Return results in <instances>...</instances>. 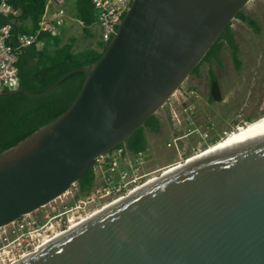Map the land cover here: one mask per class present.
Instances as JSON below:
<instances>
[{"label":"water","instance_id":"95a60500","mask_svg":"<svg viewBox=\"0 0 264 264\" xmlns=\"http://www.w3.org/2000/svg\"><path fill=\"white\" fill-rule=\"evenodd\" d=\"M249 1L132 0L100 60L27 93L86 74L63 114L0 153V228L60 198L141 128ZM211 97L222 100L217 81ZM191 157L13 264H264V131Z\"/></svg>","mask_w":264,"mask_h":264},{"label":"rangeland","instance_id":"374dc122","mask_svg":"<svg viewBox=\"0 0 264 264\" xmlns=\"http://www.w3.org/2000/svg\"><path fill=\"white\" fill-rule=\"evenodd\" d=\"M74 1L64 0L63 6L67 17L61 39L65 41L67 37L75 36L78 39L75 48L81 50L95 44L99 30L97 27L93 29L95 35L93 39L83 38L82 25L74 16ZM246 11L258 21L260 30L255 31L238 19L233 20L232 28L239 48L241 69L238 71L235 68L231 51L225 47L219 71L203 63L198 73L190 75L156 113L161 129L157 133L147 130L149 145L147 151L140 157L138 174L140 177L146 174L145 177L155 170L159 172L146 181L159 177L164 171L180 164L186 158L200 154L208 147L212 148L227 136L237 133L240 128L264 119V0H250L246 5ZM211 70L219 77L222 94L220 102L210 100ZM248 117H252L253 120L249 122ZM213 137H217L218 140L209 141ZM205 141H208L209 146L205 145ZM125 158L116 172L127 173L128 180L132 178L133 163H136L134 160L138 157L127 153ZM95 173L93 193L76 199L77 186H71L60 198L20 218L19 225L14 223L0 228V264H13L17 259L15 257L26 248L30 249L37 239L40 242L48 236L53 237L55 232L65 230L70 218L83 214L93 205H101L104 200L102 196L107 193L104 189L111 186L112 180L107 158L98 159ZM116 193L118 192L111 195ZM94 194L98 197L97 201L84 206V202ZM82 216L83 221L92 218L84 214ZM22 223L24 227L21 228ZM31 223H34L33 228ZM28 232L30 236H27ZM49 240L52 239L41 245ZM39 242L37 241L38 244Z\"/></svg>","mask_w":264,"mask_h":264},{"label":"trees","instance_id":"16d2710c","mask_svg":"<svg viewBox=\"0 0 264 264\" xmlns=\"http://www.w3.org/2000/svg\"><path fill=\"white\" fill-rule=\"evenodd\" d=\"M10 4L17 11V15L11 16L9 20L4 22H11L12 24V38L8 43L15 46V38L18 34L33 33L38 30L46 0H10ZM74 5V16L82 25L83 38L93 39L95 37L93 29L97 23V13L94 6L90 0H75ZM235 19L240 20L255 31L260 30L258 21L247 14L246 7L238 12ZM232 23L233 21L227 25L194 71H198L205 62L212 64L213 61H218L221 64L225 47L231 51L235 68L238 71L241 69L242 63L239 58V48L235 41ZM63 34V29L55 37L42 33L37 43L18 50V90L20 91L14 93L3 91L0 93V153L13 148L63 114L80 93L86 80V74L82 71H76L41 96H31L27 93H42L69 71L81 67H92L94 63L100 60L109 44V42L104 44L98 34L93 46L76 50L78 39L75 36H69L65 41H62ZM210 100L213 101L211 97ZM252 120V117H248L249 122ZM160 129V121L157 115H152L141 128L124 143L117 146L115 150L122 149L123 154L129 153L137 156L148 149L147 130L157 133ZM217 140L216 138L213 142ZM95 183L94 167L76 183L78 189L76 199L89 194Z\"/></svg>","mask_w":264,"mask_h":264},{"label":"built area","instance_id":"2783aa9c","mask_svg":"<svg viewBox=\"0 0 264 264\" xmlns=\"http://www.w3.org/2000/svg\"><path fill=\"white\" fill-rule=\"evenodd\" d=\"M90 1L97 13V23L95 28L97 27L99 30L100 40L106 44L111 41L113 35L116 33L117 28L129 9L132 0ZM63 3L64 0H46L38 30L33 33L18 34L15 38L16 45L12 46L8 43L12 38V24L11 22L5 23L4 21L9 20L11 16L17 15V11L10 4V0H0V93L3 91L16 90L19 87V68L17 66V52L19 49L37 43L38 38L42 33L49 34L53 37L58 36L61 33V30L65 26L67 17ZM207 143L208 142H206L205 145L209 146ZM168 146H171V144H168ZM142 154L143 153H139L136 156L138 159L134 160L136 163H133V175L132 178L128 180H126L127 173L116 172L120 163L126 160V154H123L122 149H116L101 157L107 158L112 178L110 181L111 186L104 189L107 193L102 196L103 199L115 192H122L125 189L134 186L137 181L144 178V175L146 174H142L143 177H140L138 174L140 172L139 165H141L140 157ZM96 199H98V197L95 194L93 197L90 196L88 200L84 202V206L89 203H94L97 201ZM94 206L96 205H93L92 207ZM19 219L14 223L19 225ZM31 226L33 228L34 223H31ZM22 227H24L23 223L21 224V228ZM29 234L30 232H28L27 236H30Z\"/></svg>","mask_w":264,"mask_h":264},{"label":"bare ground","instance_id":"6f19581e","mask_svg":"<svg viewBox=\"0 0 264 264\" xmlns=\"http://www.w3.org/2000/svg\"><path fill=\"white\" fill-rule=\"evenodd\" d=\"M263 131H264V119L260 120L257 123H254L252 125H249L245 128H240L237 133H232L231 135L227 136L222 142H219L218 144L214 145L212 148H209L207 151L191 157L187 163L196 161L197 159H200L204 156H208V155H211L214 153H218L219 151L221 152V151H225V150H228L231 148L238 147L241 144L245 143L246 141L250 140L251 138L255 137L256 135L260 134ZM182 166H183L182 164L175 165V166L169 168L168 170L164 171L162 174H160L159 177L146 181V179H148L149 177H152V175H155L157 172H159V170H155V171L151 172L149 175H147L146 177H144L143 179H141L139 181V183L135 184L134 186L129 187V188L125 189L124 191L118 192L114 195L106 196L101 205L91 207L89 210L85 211L83 214L86 215L87 217H89V216L92 218L96 217L97 215L109 210L114 205H117L118 203L126 200L128 197L137 193L138 191H140L144 187L148 186L149 184L153 183L157 179L161 178L162 176L168 175L169 173L173 172L176 169H179ZM83 214H79L75 218L74 217L70 218L67 222V226H66L65 230L63 229L64 231L59 230V232H55L53 237L48 236L46 239H42V241H40V242H39V239H37L39 244L36 241L30 249H25L23 252L18 254L15 257L17 259L14 260V263L21 260L22 258L28 257L29 254L31 255V254L39 251L45 245L53 242L58 237H60L64 234H67L68 232H71L73 229H75L79 225H82L83 223L88 221V220L83 221V219H84L82 216ZM48 239H52V240H49V242H46L45 244L41 245L43 242H45Z\"/></svg>","mask_w":264,"mask_h":264},{"label":"flooded vegetation","instance_id":"af4514ba","mask_svg":"<svg viewBox=\"0 0 264 264\" xmlns=\"http://www.w3.org/2000/svg\"><path fill=\"white\" fill-rule=\"evenodd\" d=\"M205 63H207L208 65H209V67H215V68H217V70L219 71V65H221V64H219V62L218 61H213L212 62V64H210V63H208V62H205ZM221 63H222V61H221ZM234 64V63H233ZM235 66V65H234ZM200 68V67H199ZM198 71H199V69H198ZM198 71H194L193 70V72L190 74V75H193V74H195V73H198ZM210 74H211V78H210V97H211V88H212V84H213V82L214 81H217V83H218V85H219V87H220V84H219V77L218 76H216V75H214L213 74V72H212V70L210 71ZM212 98V97H211ZM214 101V100H213ZM218 102H220V101H218ZM217 137H213V138H210L209 139V141H213L214 139H216ZM208 142V141H207ZM115 150V149H114ZM113 150V151H114ZM95 187V186H94ZM94 189V188H93ZM92 189V190H93ZM90 193H93L92 191L90 192ZM89 193V194H90Z\"/></svg>","mask_w":264,"mask_h":264}]
</instances>
